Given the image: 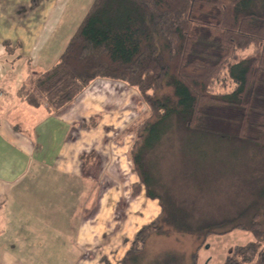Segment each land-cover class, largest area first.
<instances>
[{"label":"crops","instance_id":"0c3cea01","mask_svg":"<svg viewBox=\"0 0 264 264\" xmlns=\"http://www.w3.org/2000/svg\"><path fill=\"white\" fill-rule=\"evenodd\" d=\"M57 3L0 0V42L13 63L0 78V264H94L102 253L120 262L138 230L161 212L144 191L132 196L138 178L123 167L137 130L133 109L142 105L136 88L97 79L101 96L92 90L95 80L57 112L23 95L60 58L53 64L45 24ZM116 93L123 95L117 104Z\"/></svg>","mask_w":264,"mask_h":264},{"label":"trees","instance_id":"16d2710c","mask_svg":"<svg viewBox=\"0 0 264 264\" xmlns=\"http://www.w3.org/2000/svg\"><path fill=\"white\" fill-rule=\"evenodd\" d=\"M201 29L216 38L214 59L206 52L194 55ZM263 74L264 0H94L58 61L22 92L30 105L57 112L97 79L122 81L138 90L150 115L137 128L130 149L132 170L140 177L131 193L136 197L144 191L159 200L161 212L138 230L120 261L134 264L152 234L169 232L163 202L144 173L147 154L173 129L172 123L196 127L208 106L242 108L238 137L264 147L263 135H247ZM167 86L173 93L161 95ZM166 122L167 131L162 129ZM257 126L264 133V123ZM259 195L246 221L226 229H199L201 236L234 228L253 234L229 252L224 264H264V186ZM196 260L193 255V264Z\"/></svg>","mask_w":264,"mask_h":264},{"label":"rangeland","instance_id":"374dc122","mask_svg":"<svg viewBox=\"0 0 264 264\" xmlns=\"http://www.w3.org/2000/svg\"><path fill=\"white\" fill-rule=\"evenodd\" d=\"M92 2L58 0L53 5L52 19L45 22L49 27L46 31L52 29L53 34L50 54H53V64L62 54ZM199 34L200 42L196 45L194 55L206 52L208 57L214 59L218 55L214 49L216 38L206 29H201ZM1 43L0 78L5 77L7 67L13 65L12 62L6 63ZM42 61L43 57L38 56L32 68L36 69ZM99 83V80L94 82L92 85L96 86H92V90L98 88L95 95L101 96L103 87L97 86ZM113 86L118 87L119 84ZM256 92L259 96L253 101L247 129L249 137L264 136L257 126L264 123V74ZM172 93V88L167 86L161 95ZM122 96L116 93L111 99L114 98L117 104ZM104 104H110L108 97ZM133 111L138 112L137 121L131 126L137 129L150 114L145 105H139ZM242 117V108L205 107L204 115L196 127L190 129L184 121L172 123L173 129L147 154L144 173L150 178L151 188L163 202L164 225L169 232L152 234L134 264H193V255H197L196 264H224L227 255L236 245L254 238L251 232L239 228L199 235V229L209 225L220 230L229 228L232 222L246 221L259 201V192L264 186V147L238 137ZM168 127L170 123L166 122L162 129L167 131ZM136 137L137 133L131 136V144ZM123 162L124 169L129 173L133 168L132 161L123 159ZM135 176L139 180L137 173ZM189 230L196 233H190ZM102 254L101 263L94 261V264H120L115 257L109 258L107 254Z\"/></svg>","mask_w":264,"mask_h":264},{"label":"built area","instance_id":"2783aa9c","mask_svg":"<svg viewBox=\"0 0 264 264\" xmlns=\"http://www.w3.org/2000/svg\"><path fill=\"white\" fill-rule=\"evenodd\" d=\"M4 91L0 90V102L2 101V99L4 98Z\"/></svg>","mask_w":264,"mask_h":264}]
</instances>
